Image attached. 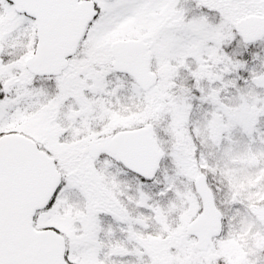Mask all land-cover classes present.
Returning a JSON list of instances; mask_svg holds the SVG:
<instances>
[{
	"label": "snow or ice",
	"instance_id": "6c2138e0",
	"mask_svg": "<svg viewBox=\"0 0 264 264\" xmlns=\"http://www.w3.org/2000/svg\"><path fill=\"white\" fill-rule=\"evenodd\" d=\"M0 264H264V0H0Z\"/></svg>",
	"mask_w": 264,
	"mask_h": 264
}]
</instances>
